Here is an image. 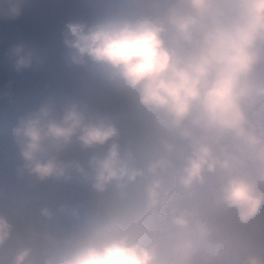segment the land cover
Masks as SVG:
<instances>
[{
	"label": "clouds",
	"instance_id": "1",
	"mask_svg": "<svg viewBox=\"0 0 264 264\" xmlns=\"http://www.w3.org/2000/svg\"><path fill=\"white\" fill-rule=\"evenodd\" d=\"M29 4L0 0V20H17ZM65 44L73 63L91 61L146 116L142 143L153 157L138 166L115 119L77 102L58 112L48 97L21 117L13 129L21 177L75 174L98 194L115 186L123 201L140 189L137 207L98 214L83 242L45 264H264V251L240 254L215 227L225 215L248 226L264 209V0H128L91 26L68 24ZM9 55L18 72L32 65L23 46ZM74 144L94 153L86 167L60 159ZM12 231L0 218V248ZM31 255L17 248L11 264Z\"/></svg>",
	"mask_w": 264,
	"mask_h": 264
},
{
	"label": "rangeland",
	"instance_id": "2",
	"mask_svg": "<svg viewBox=\"0 0 264 264\" xmlns=\"http://www.w3.org/2000/svg\"><path fill=\"white\" fill-rule=\"evenodd\" d=\"M90 2L102 7L106 19L121 11L128 0H97L98 4L94 0H30L20 18L14 21L0 20V183L3 184L0 218L7 217L13 231L22 223L29 206L39 199L51 181L39 182L27 173L23 177L19 175L23 161L13 135L19 119L36 111L48 97L55 99L58 112L65 105L77 102L93 111L103 107V114L118 108L125 100L107 82L102 85L101 69L91 61H87L84 68L73 63L71 50L65 44L68 24L91 26L97 23L85 7ZM17 46H23L33 55L31 67L19 72L9 55ZM257 73L264 76V63L258 65ZM9 85L11 96L7 95ZM95 86L96 95L88 96V90H93ZM70 88H76L77 92L68 94ZM258 122L264 134V118H258ZM150 128L146 116L139 110L118 126L121 144L131 146L140 167H144L153 157L151 149L142 143ZM132 134L142 136L140 146L132 141L126 146L125 139ZM93 154L82 151L74 144L60 159L65 160L66 157L69 160L72 156L86 167ZM139 203L140 189L137 186L129 189L128 198L123 201L115 186L104 194H98L75 175L48 209L28 217L26 228L0 252V260L4 264H11L14 250L26 247L32 252L27 264H45L47 258L83 242L89 235L90 221L98 214L105 219L122 217ZM77 211L78 217L73 215ZM45 212L48 217H44ZM224 217L233 220L230 215L220 217L216 221V230L230 235L240 254L254 253L253 249L263 247L264 236L254 240L244 238L247 231L254 229L253 221L248 226L239 227L235 223L230 224Z\"/></svg>",
	"mask_w": 264,
	"mask_h": 264
},
{
	"label": "bare ground",
	"instance_id": "3",
	"mask_svg": "<svg viewBox=\"0 0 264 264\" xmlns=\"http://www.w3.org/2000/svg\"><path fill=\"white\" fill-rule=\"evenodd\" d=\"M123 1H127V0H123ZM73 93H75V91L69 92V94H73ZM2 186L3 185L0 184V191L2 190ZM51 189L45 191V194H48ZM224 219L230 224L234 225L233 220H230L226 217H224ZM252 223L254 225V229L251 231H247L246 235H244V238H247L248 240H254V239H258L259 237L264 236V232H263L264 231V211L259 215V218L255 219ZM261 229H263V231Z\"/></svg>",
	"mask_w": 264,
	"mask_h": 264
}]
</instances>
